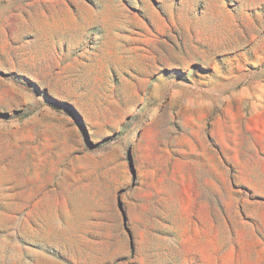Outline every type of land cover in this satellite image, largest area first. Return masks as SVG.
<instances>
[{"label": "rangeland", "instance_id": "374dc122", "mask_svg": "<svg viewBox=\"0 0 264 264\" xmlns=\"http://www.w3.org/2000/svg\"><path fill=\"white\" fill-rule=\"evenodd\" d=\"M0 264H264V0H0Z\"/></svg>", "mask_w": 264, "mask_h": 264}]
</instances>
